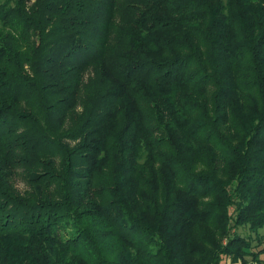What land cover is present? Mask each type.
I'll use <instances>...</instances> for the list:
<instances>
[{
  "label": "trees",
  "instance_id": "trees-1",
  "mask_svg": "<svg viewBox=\"0 0 264 264\" xmlns=\"http://www.w3.org/2000/svg\"><path fill=\"white\" fill-rule=\"evenodd\" d=\"M262 229L264 0H0V264L260 263Z\"/></svg>",
  "mask_w": 264,
  "mask_h": 264
},
{
  "label": "rangeland",
  "instance_id": "rangeland-1",
  "mask_svg": "<svg viewBox=\"0 0 264 264\" xmlns=\"http://www.w3.org/2000/svg\"><path fill=\"white\" fill-rule=\"evenodd\" d=\"M17 187H18L19 189H23V185H22V183H21V182H18V183H17ZM259 233H260V234L263 233V239H261V240H263V241L261 242L260 245L257 246L256 251H258V250H260V249H263V246H262V247H260V246L263 245V243H264V230H263V229L260 230ZM255 244H256V243H255ZM259 259H260L261 261H264V252H260V253H259Z\"/></svg>",
  "mask_w": 264,
  "mask_h": 264
},
{
  "label": "crops",
  "instance_id": "crops-1",
  "mask_svg": "<svg viewBox=\"0 0 264 264\" xmlns=\"http://www.w3.org/2000/svg\"><path fill=\"white\" fill-rule=\"evenodd\" d=\"M263 246V248H264V244L262 245ZM261 246V247H262ZM250 264H264V261H261L260 263H250Z\"/></svg>",
  "mask_w": 264,
  "mask_h": 264
}]
</instances>
